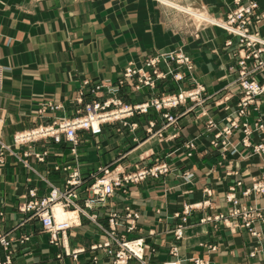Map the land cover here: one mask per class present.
Segmentation results:
<instances>
[{"label":"crops","instance_id":"0c3cea01","mask_svg":"<svg viewBox=\"0 0 264 264\" xmlns=\"http://www.w3.org/2000/svg\"><path fill=\"white\" fill-rule=\"evenodd\" d=\"M173 1L223 18L237 7V1L248 4L251 0ZM257 1L259 8L255 13L264 14V0ZM160 12L156 0H0V124L3 139L10 143L15 132L29 127L33 121H40L34 111L47 95L52 94L55 101L71 113L84 79L91 80L92 85L102 79H116L128 61L143 62L140 53L144 46H169V50L181 47L194 61V74L206 88L205 101L195 105L190 113L180 118L179 125L169 129L178 135L165 151L168 156L161 157L169 162L171 171L132 183L130 192L115 197L116 208L125 211L129 205L140 213L138 228L130 233L123 228L122 232L128 238L144 237L155 248L146 257L149 264H162L173 258H178L180 264H192L191 259L195 257L210 259L215 264H264V223L260 220L253 224L259 236H254L243 226L231 229L221 222L201 221L205 214L227 212L229 204L225 194L230 185L242 180L243 186L238 190L241 196L244 189L252 185L253 179L261 178L264 170V154H253L252 147L241 144L245 136L241 128L235 129L230 136L237 151H233L231 145L224 154L221 148L212 145L216 129L209 130L207 121L213 119L222 128L228 125L230 118H238L254 126L255 121H264V93L258 97L259 102L248 105L246 114L239 115L241 89L235 83L237 74L227 69V65L237 58L230 53V48H224L229 34L223 28L208 24L200 30L188 27L187 15L172 9L163 21ZM149 19L152 21L148 22ZM178 20L185 22V26H179ZM252 29L264 38V16L253 21ZM145 30L150 32L148 38H145ZM257 78L263 81L264 74H258ZM176 86L172 84V87ZM191 87L190 82L185 88ZM194 136H198L197 149L191 156L183 144ZM263 136V131L256 130L251 140L256 143ZM92 159L90 157L91 168L97 165ZM13 161L6 171L9 175L26 171ZM38 166L44 169V165ZM187 172L193 174L192 177L183 176ZM13 184L11 189L16 187ZM207 187L215 192L209 198L211 206L195 209L188 215L183 238L177 240L178 256H174L170 249L175 241V227L182 221L175 215L182 212L186 204L208 199ZM3 194L0 192V200H3ZM242 200L258 206L264 214V194L252 193ZM10 204L8 202L7 206L11 207ZM75 234L78 239L73 237L71 240L75 247L99 238L97 231L89 234L83 227ZM39 248L36 245L34 253L42 251ZM79 263L90 264L84 255ZM100 263L110 264L103 259Z\"/></svg>","mask_w":264,"mask_h":264},{"label":"rangeland","instance_id":"374dc122","mask_svg":"<svg viewBox=\"0 0 264 264\" xmlns=\"http://www.w3.org/2000/svg\"><path fill=\"white\" fill-rule=\"evenodd\" d=\"M156 1L159 4V10L161 9V20L163 21L167 20V12L172 9L187 15L185 18L187 23H189H186L188 27L200 30L204 25L208 24L222 28L221 24H214L207 20L202 21L190 12L181 11L173 7L169 3L186 7L173 0ZM237 4V7L232 11L241 5H246L240 4L239 1H237ZM258 8L259 3L256 9ZM191 9L205 15L212 21L226 22V17L216 18L210 16L205 10ZM257 16L262 17L264 14L257 15L255 13L253 20H260L257 19ZM151 21L150 19L148 20V22ZM183 21L186 20L183 18ZM183 21L178 20L176 23L179 26H185ZM182 22L183 24H181ZM150 25L151 23H148V26ZM224 30L230 35L226 29ZM104 33L106 34V31ZM147 33L150 32L145 30V38H148ZM234 39L239 43L237 37H234ZM238 45L239 48H237V44L235 47L230 48L224 44V48H230V53H235L236 58L243 55V51L252 52L249 46L241 45L240 43ZM143 48V52L140 53L143 54V62L128 61L122 71L119 72L120 75L114 79L115 81L112 78L102 79L92 85L91 80L84 79L82 88L73 101L74 109L73 111L71 110V113L64 109L62 103L55 101V98L50 94L39 103L37 110L34 111L40 121H33V124L29 127L15 132L10 143L4 141L1 133L2 125L0 124V192L4 193L1 196L3 200H0V205H2L0 206V233L6 235L10 240L8 246L0 243V262H7L8 264H80L79 261L82 260V255H84L87 256V262L90 264H101L102 259L113 264L115 253H111L110 248L118 249V238L122 237V235L126 236L122 229L126 228V232L130 233L138 228L137 226L134 230H128L127 223H124L126 207L124 208L125 211L116 208L115 197H120L121 193L130 192V184L142 182L149 176L155 177L148 174L145 178L136 181L129 178L130 176L133 177V175L142 171H150L157 165L168 164L170 167L169 162L165 158L168 153L165 151L169 146L173 145L178 134L170 132L169 129L172 126L179 125L180 118L188 112L190 113L195 105L199 103L187 100L181 101L175 106H164L166 104H164L163 100L180 93L196 90L203 85L198 81L194 72L193 74L187 73L183 65L174 64L175 69L183 75L182 78L176 79L174 76L176 72H174L173 75H169L165 80L160 79L158 75L165 70L167 63L162 62V60L160 62L154 60L152 63L155 66H148V59L151 57L162 56L166 52L178 51L177 49L181 47L170 50L169 46H144ZM181 49L184 50L183 48ZM185 53L188 54L186 51ZM262 54L261 58L264 59ZM249 66L253 68L254 64H249ZM128 67L134 68L137 73H134L135 70H133V76H125ZM155 69L157 71L156 74L153 72ZM227 69L238 74V60L227 65ZM142 73H148L151 77L150 84L143 82ZM258 74H264V70L257 71L254 74L256 78ZM257 80L264 84V80L261 81L258 78ZM190 82L193 87L186 89V84ZM173 83L177 85V88L172 87ZM235 83L241 89L243 96V88L240 82ZM155 100L162 104L161 108L155 106V103H157ZM106 102L111 103L108 106ZM192 102L195 103L190 105ZM95 104H100L97 114L108 113L109 115L108 119L101 123V132L94 133L91 127L78 128L75 138L70 139L66 130H64V123L86 118L89 115L88 105ZM145 105H148L147 110L142 108ZM156 115H159L161 119ZM170 116L177 117V120L171 121ZM243 122L246 121H241V123ZM256 122L260 123V121ZM255 123L254 126L250 125L253 130H261L257 128V125L254 129ZM206 126L209 130L216 129L211 142L214 147H221L222 141L227 139L224 135L216 137V133L222 131L225 126L219 128L216 121H213V124L207 121ZM239 126L243 127V124L239 122ZM252 134L248 135L250 140ZM197 137L194 136L184 142L183 146L188 151V154L190 152L193 154V151L197 149ZM244 137L241 141H243ZM260 140H257L256 143L251 140L252 146L250 147H252L253 154H264L255 151V146ZM213 141H218L219 145H214ZM191 143H193L194 147L188 146ZM230 146L228 147L230 148ZM220 150L223 151L222 148ZM161 155L165 157L163 156L164 158H162ZM90 157L91 159L94 158L96 161L94 164H97L93 168H91ZM12 160L22 166L23 169H26L27 172L23 170L21 174L9 175L6 171H8L7 168ZM99 163L100 165H98ZM39 164L44 165L43 170L39 169ZM12 167H14L13 164ZM104 167H109L110 169L109 174L113 191L108 198L102 199L94 194L93 186L103 180L105 173L102 169ZM170 171L171 167L165 174ZM188 174L189 172L183 176L187 177ZM15 182H18V184H13ZM12 184L16 185V187L12 186L13 191L10 194L9 191L12 190L10 185ZM53 187L59 188L63 193L71 194L72 202L65 205V210L75 213V216L78 213L80 214L79 219L81 220L77 224L75 222L67 230V237H65L67 249L73 251L78 247L84 248V251L78 255V259H74L72 254L68 255L65 245L59 243L60 240L58 243L52 242L51 232L47 231L42 223L40 214L44 208L45 201L51 197ZM8 202L11 203V207L7 206ZM58 202L51 203L49 206L54 208L60 203ZM52 208L49 209L51 210ZM80 208L82 211H87L90 215H96L95 220L89 219L88 216L83 214L84 212L80 213ZM113 213L117 214L114 222L111 218ZM185 223H183L184 228ZM82 227L89 234L90 231H97L99 238L95 242L75 247L72 245L71 240L73 237L78 239L75 232ZM126 238L128 237L126 236ZM107 242H109V245H105ZM36 245L42 251L38 253L35 251L34 253ZM94 246H98V248H93ZM9 256L11 257L10 263L8 261ZM31 257L34 258L32 259ZM44 259H47L48 263L42 261Z\"/></svg>","mask_w":264,"mask_h":264},{"label":"built area","instance_id":"2783aa9c","mask_svg":"<svg viewBox=\"0 0 264 264\" xmlns=\"http://www.w3.org/2000/svg\"><path fill=\"white\" fill-rule=\"evenodd\" d=\"M258 7L257 1H250L246 5H241L234 11H231L226 16V22L221 24L222 28L226 29L230 35L229 39L225 41V45L227 47H235L236 43L233 40L234 37H237L239 43L241 45L249 46V48L252 49V52H246L243 51V55L240 57L238 56V66L239 71L237 74V80L236 82H240L242 86L243 96L240 98V101L238 103L239 106L242 108L239 110V115H243L246 113V109L249 104L251 103H257L258 97L261 96L264 93V84H261L256 76L254 75L257 71L264 70V59L261 58V54L264 53V38L261 36L260 32L257 30L252 29V23L253 18L255 14V10ZM255 9V10H254ZM258 17V16H257ZM257 19H260L258 17ZM239 43H237V48H239ZM178 51H171L166 52L162 56H155L148 59V66H155L152 62L155 60L156 62H162L164 61L167 63L165 66V70L160 72L158 77L160 79H167L169 75H173L175 73V78H182L183 75L176 70L174 67V64L183 65L185 70H187V73L194 72L195 64L193 62V59L190 55L185 53V50H182L181 48L177 49ZM242 52V50H241ZM234 55L233 57L236 58V54L232 53ZM256 62V63H255ZM249 64H254L253 68H250ZM134 68L128 67L127 71L125 72V76H133ZM1 68H0V82H1ZM154 74H156V69L153 71ZM141 75V71H140ZM143 82L146 84L151 83V77L148 75V73L143 74ZM192 80H194L193 77H191ZM199 86V85H198ZM204 91L205 86L201 85L198 89L192 90L189 92L180 93L179 95H176L174 97L168 98L167 100H163L164 106H175L181 101H187L192 100L199 104H203L204 99ZM157 102V103H155ZM155 106L157 108H161L162 105L158 100H155ZM111 103V102H110ZM109 102H106V105L110 104ZM100 107V104L95 105H88V111L89 115L86 118L82 119H76L74 121H68L67 123H64V130H66V133L70 139L75 138V133L78 128H89L91 127L94 133H100L101 132V123L103 121H106L109 117L108 113L104 114H97L98 108ZM144 110H147L148 105L142 106ZM170 120L174 121L177 120V117L170 116ZM211 124H213V119L209 120ZM97 122V123H95ZM240 124H243L242 126H239ZM228 125L224 127L222 131H218L216 133V137L220 135H224L226 137V141H222L221 147L224 152L229 151V147L232 144L233 151H237V147L232 143L230 140V136L233 134V131L238 128H242V131L245 132L246 137H244L243 141H241V144L244 146H252L250 138H248V135L253 133V128L250 126V124L246 121L241 123L238 118L231 119L228 121ZM261 129L260 131L264 132V122L260 121V123H255L256 128ZM243 132V133H244ZM214 145H219L218 141H213ZM189 147H194L193 143L188 145ZM255 151L257 153H264V136L261 137V140L258 142V144L255 146ZM189 155H192L190 152ZM168 164L163 165H157L153 167L150 171H142L139 173H136L135 175L130 176L129 178L139 181L143 178H145L148 174H151L155 177H159L161 174H165L169 170ZM105 173V176L103 177V180L99 181L95 186H93V192L94 194L98 195L102 199L108 198L110 195H112L113 186L110 181V169L109 167H104L102 169ZM193 174H188L186 178L192 177ZM127 180H129L127 178ZM243 186V181L238 180L234 184L230 185L228 188V191L225 194V200L229 204V209L227 212H220L216 214H205L201 221L202 222H223L225 225L232 229H236L239 226H243L248 228L251 233L254 236H259V232L255 229L253 226L254 222L257 220H260L261 222H264V214L261 208L258 206H254L252 204H247L242 200V197L250 196L252 193L257 194H264V170L262 172L261 178L253 179L252 185L241 193L242 195L239 196L238 190L240 187ZM205 193L208 196V199L192 203V204H186L184 207V210L182 212H177L176 217L181 218L182 222L177 225V228L175 229L174 235H175V241L171 245L170 253L174 256H178L179 252V246L177 244V240L183 238L184 234V227L183 223H185L188 219V215L195 210V209H204L206 207L211 206V200L209 199L214 195V190L210 188H205ZM71 194L63 193L59 188L53 187L51 192L50 199L46 200L44 203V208L41 211L40 217L42 220V223L44 227L47 229V231L51 232L52 235V242L62 243L66 247V251L68 255L72 254L74 259H78V255L81 254V252L84 251V248L78 247L75 250L71 251L67 249L66 243H65V237H67V230L74 225L78 223L80 218V214L76 215V219H72L71 222L69 221H58L56 219L55 215V208L57 205L62 206V208L65 209V205H68L69 202L71 203L72 200L70 198ZM64 199V200H63ZM64 203H63V201ZM60 203H59V202ZM58 202L54 208L49 206L51 203ZM74 202V201H73ZM90 205V204H89ZM88 205V206H89ZM49 208H52L51 210ZM85 214L88 216L89 219L95 220L96 215H90L87 211H82L80 208V213ZM116 213L112 214V221L114 222ZM140 218L139 211H136L131 206H126V213L124 215V223H127L128 230H134L138 226V220ZM240 218L241 220H239ZM115 224V223H113ZM1 229V224H0ZM62 233V234H61ZM0 243L5 244V246H8L10 243V240L7 238L6 235L0 233ZM105 245H109V242H107ZM93 248H98V246H94ZM216 248L213 246V249ZM155 248L151 245H149L144 237H135L132 239L126 238L125 235H122V237L118 238V249H112L110 248L111 253H115L114 261H112L113 264H136V262H139L140 264H149L146 257L149 253L154 252ZM255 255V253H253ZM264 256V255H263ZM11 257L9 256V263L11 262ZM192 264H215L210 259H205L201 257H195L191 259ZM0 264H8L7 262H0ZM163 264H180V260L178 258L169 259L163 262Z\"/></svg>","mask_w":264,"mask_h":264},{"label":"bare ground","instance_id":"6f19581e","mask_svg":"<svg viewBox=\"0 0 264 264\" xmlns=\"http://www.w3.org/2000/svg\"><path fill=\"white\" fill-rule=\"evenodd\" d=\"M164 2H167V1H164ZM167 3H169V2H167ZM169 4L172 5L173 7H176L177 9H179L181 11L190 12L193 16L197 17L198 19H200L202 21L207 20L208 22H212L214 24H222L223 23V22H218L216 20H214L215 21L214 22V21H212V19L206 17L205 15H203L201 13H197L196 11H193L191 8H186V7L184 8V7L178 6V5L174 4V3L173 4L169 3ZM95 123H97V122H95ZM55 215H56V219L58 221H69V222H71L72 219H74L76 217L75 213L65 210L60 205L56 206Z\"/></svg>","mask_w":264,"mask_h":264}]
</instances>
